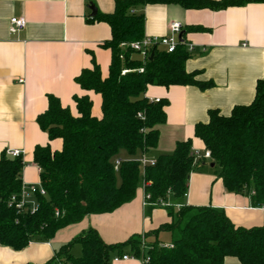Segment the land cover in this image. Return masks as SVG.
Returning <instances> with one entry per match:
<instances>
[{
    "label": "trees",
    "instance_id": "16d2710c",
    "mask_svg": "<svg viewBox=\"0 0 264 264\" xmlns=\"http://www.w3.org/2000/svg\"><path fill=\"white\" fill-rule=\"evenodd\" d=\"M264 0H114L113 12L97 13L89 22H103L111 37L102 48L110 51L108 75L102 78L98 65L83 70L75 83L101 98V117L91 114L88 95L74 96L76 116L49 95L47 109L36 122L50 141H61L59 151L36 146L33 162L39 169L45 196H35L33 213L17 212L8 206L21 187L22 158L0 155V246L21 251L32 242H48L55 234L89 215L109 214L130 202L144 186L146 214L163 208L170 222L144 236H131L115 245L105 244L94 229H87L60 246L42 264H111L113 254L135 258L147 256V264H224L233 258L239 264H264V222L244 229L234 226L222 210L210 207L167 206L169 198L184 200L189 176L205 160L194 163L192 140L178 142L170 154L159 155L153 166L141 170L137 156L156 148L158 126L165 123L166 101L150 102L149 87L192 86L199 90L212 82L187 73L190 54L181 45L173 53L154 50L141 63L138 55L122 47L142 39L144 16L134 9L149 5L177 4L184 9L224 10ZM133 11V13L131 12ZM185 33H182L183 40ZM143 68V72L137 70ZM123 71H126L123 73ZM141 114V118H138ZM194 137L210 153V164L228 193L246 192L255 208L264 207V78L257 80L253 101L234 106L229 115L208 111V121L194 126ZM124 154L127 158H121ZM120 160L118 170L114 161ZM166 204V205H163ZM57 213V216H56ZM160 232L171 236L172 248H161ZM153 237L141 247L142 239ZM73 244L81 254L71 256Z\"/></svg>",
    "mask_w": 264,
    "mask_h": 264
},
{
    "label": "crops",
    "instance_id": "0c3cea01",
    "mask_svg": "<svg viewBox=\"0 0 264 264\" xmlns=\"http://www.w3.org/2000/svg\"><path fill=\"white\" fill-rule=\"evenodd\" d=\"M113 4L114 0H0V155L7 150L22 151L21 184L25 186L40 184L39 169L33 162L34 148L61 149V141H50L36 122L47 109L49 95L76 116L73 97L86 94L92 102V116L101 117L100 96L81 90L74 79L92 67V60L101 77H107L111 56L101 45L110 39V28L103 22H89V6L95 7L96 14H110ZM134 12L144 16L147 37L166 36L171 22L180 23L185 41L193 45L185 71L197 72V80L213 84L205 90L192 86L147 89V99H160L166 105L165 123L157 128V146L145 156L156 160L161 154L172 153L176 143L188 139L192 140V150L203 152V143L194 137V126L206 123L210 110L227 116L234 106L250 104L257 80L264 78V3L218 11L184 9L177 4L149 5ZM13 17H23L26 22L16 34L9 32V19ZM121 158L127 157L121 154ZM210 165L205 160L198 171L190 174L186 197L174 199L176 206L222 210L234 226L244 229L262 226L264 207H253L246 192L228 193L216 177L214 165ZM143 200L141 185L135 197L117 210L86 216L58 231L48 242H32L21 251L0 246V264L45 263L57 250L55 245L60 247L89 228L105 244L115 245L170 222L163 208L147 216ZM153 240L144 239L146 243ZM123 252L128 255V248ZM224 264L239 262L228 258Z\"/></svg>",
    "mask_w": 264,
    "mask_h": 264
},
{
    "label": "built area",
    "instance_id": "2783aa9c",
    "mask_svg": "<svg viewBox=\"0 0 264 264\" xmlns=\"http://www.w3.org/2000/svg\"><path fill=\"white\" fill-rule=\"evenodd\" d=\"M133 13V11H131ZM26 25L25 19L23 17H13L9 19V32L11 34H16L20 30L24 29ZM182 25L178 22H171L168 25V35L163 37H147L143 36L142 39L138 41L131 42L129 44H122V47H128V49L134 53H136L141 61V63H146L151 54H153L154 50H162L166 53H173L178 46H183L187 52L190 54L193 51V45L189 44L182 37ZM139 73L143 72V68H139L137 70ZM126 71H123V73ZM150 102L158 103L160 99H148ZM138 118H141V114L137 115ZM5 154L10 158H22V151L19 150H7ZM191 155L193 157L194 163H197L201 160L210 161V153L208 151H195L191 150ZM137 162L140 165L141 170L145 167L153 166L155 164V160L146 158L145 155H141ZM120 164V160L116 159L114 161V170L117 171ZM145 184L142 183V187L144 189ZM35 196H45V191L41 187L40 184L36 185H28L25 186L21 184L20 191L17 194H14L10 197L8 201V206L13 207L17 212H25L29 211L33 213L36 208ZM186 197V195H185ZM149 196L144 194L143 207L147 206L146 201ZM166 205V204H163ZM168 206V204H167ZM181 206H176V208H180ZM57 216V213H56ZM141 247L145 248L144 240L141 241ZM161 248H172L171 244L161 245ZM136 259L140 261V264H147L149 262V258L147 256L141 258H135L130 255H122V256H114L112 258V262L126 261Z\"/></svg>",
    "mask_w": 264,
    "mask_h": 264
},
{
    "label": "rangeland",
    "instance_id": "374dc122",
    "mask_svg": "<svg viewBox=\"0 0 264 264\" xmlns=\"http://www.w3.org/2000/svg\"><path fill=\"white\" fill-rule=\"evenodd\" d=\"M215 171H217V168L215 167L214 168ZM141 187V186H140ZM176 203L174 201V199H171V201L168 202V205L169 206H176ZM135 236V235H133ZM71 241V240H70ZM157 241L161 244V245H168L170 242H171V236L168 234V233H165V232H160L157 236ZM55 248H58L56 245H55ZM127 250V249H126ZM70 254L71 256H73L74 258H78L81 254V249H80V246L78 244H73L72 247H71V251H70Z\"/></svg>",
    "mask_w": 264,
    "mask_h": 264
},
{
    "label": "water",
    "instance_id": "95a60500",
    "mask_svg": "<svg viewBox=\"0 0 264 264\" xmlns=\"http://www.w3.org/2000/svg\"><path fill=\"white\" fill-rule=\"evenodd\" d=\"M89 9L91 11V17H94L96 15V9H95V7L93 5H90L89 6ZM151 58H152V54H151V56H150L149 59H151ZM210 167H213V165L211 164Z\"/></svg>",
    "mask_w": 264,
    "mask_h": 264
}]
</instances>
